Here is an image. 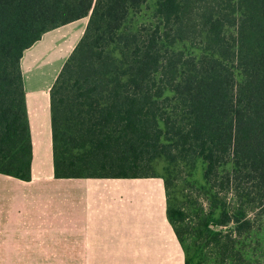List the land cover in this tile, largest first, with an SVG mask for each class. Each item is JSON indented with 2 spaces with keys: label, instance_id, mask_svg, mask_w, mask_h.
Wrapping results in <instances>:
<instances>
[{
  "label": "trees",
  "instance_id": "obj_1",
  "mask_svg": "<svg viewBox=\"0 0 264 264\" xmlns=\"http://www.w3.org/2000/svg\"><path fill=\"white\" fill-rule=\"evenodd\" d=\"M149 1L0 0V173L32 177L24 52L88 17L51 89L55 177H161L185 264H264V0ZM198 163L187 224L173 172Z\"/></svg>",
  "mask_w": 264,
  "mask_h": 264
},
{
  "label": "crops",
  "instance_id": "obj_2",
  "mask_svg": "<svg viewBox=\"0 0 264 264\" xmlns=\"http://www.w3.org/2000/svg\"><path fill=\"white\" fill-rule=\"evenodd\" d=\"M89 18L43 34L22 57L31 180L0 173V264H185L154 178H56L51 89Z\"/></svg>",
  "mask_w": 264,
  "mask_h": 264
},
{
  "label": "rangeland",
  "instance_id": "obj_3",
  "mask_svg": "<svg viewBox=\"0 0 264 264\" xmlns=\"http://www.w3.org/2000/svg\"><path fill=\"white\" fill-rule=\"evenodd\" d=\"M156 0H150L149 5L154 6ZM168 163L160 160L156 163L155 173L159 176H166ZM204 165L198 163L197 169L192 172H173L174 182L172 188V199L176 206L185 212L186 223L196 221V214L205 213L208 210V202L204 197V190L199 187L203 183ZM187 174H191L190 176ZM194 185V187H193ZM204 255V254H203Z\"/></svg>",
  "mask_w": 264,
  "mask_h": 264
}]
</instances>
